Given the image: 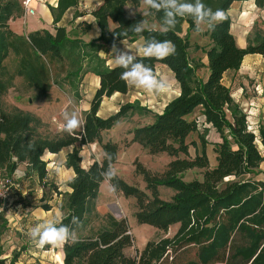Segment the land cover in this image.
I'll return each mask as SVG.
<instances>
[{
  "label": "trees",
  "instance_id": "obj_1",
  "mask_svg": "<svg viewBox=\"0 0 264 264\" xmlns=\"http://www.w3.org/2000/svg\"><path fill=\"white\" fill-rule=\"evenodd\" d=\"M238 0H203L213 10L226 13ZM241 1V0H240ZM264 9V0H254ZM142 0H102V5L92 11L100 29L98 39L85 42L71 38L66 26L58 25L64 14L75 7L79 0H58L57 7L50 5L54 16V29H41L21 35L10 27V20L24 14L22 0H0V97L8 86L2 79L4 63L10 54L17 57V74L26 75L29 82L44 93L52 86L53 63L60 62L67 81L78 88L84 75L93 71L100 77V87L91 100V107L84 114V125L75 135L47 138L32 134L35 118L28 113L0 111V174H12L23 163L43 182L48 176L47 162L43 155L48 151L58 153L66 147L69 152L66 165L73 168L75 176L68 181L71 189L66 195V213L60 222L73 228L77 242L63 245V264H264V179L253 176L264 162L257 141L264 145V126L258 135L249 129L247 114L235 102L229 87L223 83L224 74L240 68L247 54L264 56V38L240 48L231 32V18L219 23L207 34L211 46L206 50L209 75L202 79L198 72L204 66L191 61L189 37L183 35V25L196 31L190 17L180 18L176 27L166 34L160 29L145 27L144 41L149 37L170 40L176 54L164 60L147 59L138 55L156 73L158 63L171 69L181 93L155 114L151 123L132 130L130 143H138L150 154L167 153L173 159L167 169L153 172L136 161L149 191L129 184L119 176L111 181L117 191L136 200L135 217L140 224H149L168 231L178 224L172 236L149 240L143 249H136L134 256L127 249L134 246V237L126 218L118 219L110 212L100 213L96 201L105 180L100 173L118 160L119 144L107 141L102 144L104 154L88 167L82 165L80 147L102 142V133L114 127L118 120L131 110L139 109L131 103L121 106L114 114L100 117L98 111L105 96L116 92L126 93L129 86L121 80L123 69L108 67L98 55L112 47L121 38L113 31L127 32L123 39L135 41L140 35L129 27L143 20L141 14L130 15L126 6L138 7ZM161 24L163 13L150 12ZM113 23V25L111 24ZM56 83V81H53ZM60 84V80L58 81ZM198 107L212 123L222 138L214 147L217 164L212 167L207 150L190 155L187 138L196 131L197 124L188 115ZM135 108V109H134ZM32 143L34 147L28 148ZM129 145V141H126ZM111 154L108 161L105 154ZM184 155V156H182ZM203 169L202 179L184 180L183 173ZM160 186L175 191L170 200L161 198ZM56 188V187H55ZM48 210L49 205H44ZM79 218V226L71 223ZM96 223H99L96 225ZM51 247V246H47ZM17 259V255H15ZM1 260L0 264H15Z\"/></svg>",
  "mask_w": 264,
  "mask_h": 264
},
{
  "label": "rangeland",
  "instance_id": "obj_2",
  "mask_svg": "<svg viewBox=\"0 0 264 264\" xmlns=\"http://www.w3.org/2000/svg\"><path fill=\"white\" fill-rule=\"evenodd\" d=\"M86 2H88V0H86ZM128 9L132 14L134 13L133 8L129 7ZM140 9L145 12V27H149L156 19L153 15L149 14V9L143 4L139 5L137 10L139 11ZM66 28L70 36H81L87 31L90 32L92 24L84 21L81 25H75L74 23L71 27L69 26ZM207 31L208 27L202 25L201 31L199 32L188 31L187 28V34L183 33V35H187L190 40L191 47L189 53L191 61L201 62V59L205 56L206 50L211 44ZM191 55L198 57V60H193ZM17 61V57L12 53L4 63L1 75L8 88L0 97V111L3 110L8 113L21 111L30 114L35 118L34 122H32V134L34 136L54 138L62 135L64 132L61 131L60 126L64 122L60 121V118L63 119V113L67 111L69 113L76 112L78 114V110H76V106L73 103L78 102L77 96L79 97L80 86L74 88L65 81L64 76L66 73L64 74L62 71L59 73L61 63L56 62L53 63L52 66V86L48 93H44L32 85L26 75L17 74ZM164 78L169 81L170 76L165 73ZM57 79L58 81L60 80V84H58ZM53 81H56V83ZM131 104L139 107V109L129 111L126 116L117 121L112 129L103 131L102 142H95V147L91 146V144L84 145L85 147L79 146L78 144L77 147H80L82 163L85 162V164L89 166L92 160H101L104 154V151L101 150V143H103V141L108 139L119 140L120 143H122L119 147H121V149L125 148V151L121 150L119 160L113 165V168L117 172V176L129 184L136 185L149 193L146 188L147 184L145 178L141 173L137 172L135 162L138 161L153 172L162 173L167 169L168 163L173 158L167 153L150 154L142 146H138L139 148L131 147L126 149V147H128L126 141L129 133L137 126L150 123L155 117V113H152L151 109L142 107L139 103ZM193 113V119L197 121L199 127L187 138L190 145V155L195 156L197 153H201L203 147H205L209 159H212L214 157L213 145L220 143L222 140L221 135L216 132V129L210 128L204 123L203 116L200 113ZM257 144L261 153L264 154V148L261 146L262 144L259 139ZM45 154L43 155V159L47 162L48 169L46 180L38 182L39 178H37V174L31 177L33 173L28 167L24 169L18 168L21 172V177H14V186L10 197L0 204V214L3 213V216L5 215L6 217L3 218V230L7 235L11 236L13 241H17L20 244L21 251L19 254H25L24 258H22L23 264H63V261L61 262V258L64 256L63 245L55 247L45 246L43 249H40L33 243L32 245L29 244L28 242L30 240L26 235L28 229L39 221L57 220L58 216L62 218L67 211L66 195L70 190L68 181L72 179L70 178V173H72L70 171L72 170L66 165L69 153L66 155L64 153L55 155L49 160H46L47 156ZM64 158H66V160H64ZM213 164V162L210 163L212 167ZM203 172V169L198 168L188 170L183 173L182 178L186 181L195 178L202 179ZM3 175L5 174H0V177ZM253 176L258 179H264V162ZM159 193L161 198L170 200L174 196L175 191L168 186H160ZM44 205H49L50 208H54V212L51 213L50 216H44L47 210ZM96 206L98 209L105 211V213L110 212L118 219H127L134 237V246L128 248L127 253L132 256L136 254V249H143L149 240L172 236L178 229V224L171 226L166 232L149 224L138 223L135 217V198L126 197L123 193L118 191L112 192L109 182H104L101 185ZM98 224L99 223H96V225ZM27 245H31V247L34 248V250L31 249L35 253L34 256H30L28 252H24V248H26ZM59 254H61L62 257H60Z\"/></svg>",
  "mask_w": 264,
  "mask_h": 264
},
{
  "label": "crops",
  "instance_id": "obj_3",
  "mask_svg": "<svg viewBox=\"0 0 264 264\" xmlns=\"http://www.w3.org/2000/svg\"><path fill=\"white\" fill-rule=\"evenodd\" d=\"M141 4L143 3L141 2ZM32 5L36 10V14L33 16L23 14L20 17L11 19L9 22L11 29L21 35H27L30 32L41 29H48L54 33V16L50 9V5L53 7H57L58 0H33ZM101 5L102 0H88V2H86V0H79V3L75 7H73L71 10L64 14L62 20L59 22L58 25L71 27V25H73L74 23L75 25H81L84 23V21H86L92 24V29L90 30V32L87 31L81 36L73 35L71 36V38H80L82 41L85 42H91L93 40H96L100 36L99 35L98 37H96V30L99 29L101 34V29L92 14V11ZM129 7L133 8L134 15L145 14L142 9H140L139 11L137 10L139 6L135 7L131 4H128L126 6V10L130 15L133 14L128 9ZM226 14L231 18V32L233 33L236 39V43L240 48H246L250 42H256L264 38V9L259 8L255 4L254 0L234 1ZM111 24L113 25V23ZM148 28L161 29V26L158 21L154 20V22H152ZM187 28L188 25L184 24L183 33L187 34ZM126 41L130 46L136 49H139L144 43V39H142L141 37L137 38L135 41H130L128 39H126ZM117 46L123 48V45L120 42L117 44ZM210 46L211 44L208 46V48ZM111 48L112 47H108L104 50L99 51L98 53L100 58L104 60L105 65L108 67H113L111 63L112 57L111 54H109L111 53ZM138 55H142V53ZM191 57L193 60H198V57H195L194 55H191ZM201 63H203L204 66L201 68L198 74L202 79L206 80L209 75V69L207 67L208 57L206 53L205 56L201 59ZM165 73L170 76L168 81L170 84V88L165 93L156 95L153 93H149L144 89L129 86L128 91L126 93L116 92L111 96H105L100 105L98 115L104 118L108 117L116 113L122 105L127 103H139L140 106L151 109L152 113H162L167 103L170 102L173 98L180 95L181 93L180 86L175 78L173 71L169 69V67L165 64L158 63L156 67V74L158 76L165 77ZM223 83L231 89L232 97L234 98L235 102L242 108V110L247 114L249 124L252 125L255 130V133L258 135L260 127L264 126V56L258 53L247 54L244 57L239 69L229 70L224 74ZM99 87L100 77L94 72H87L80 84L79 97L77 96L78 102H72L76 106V110H78V115L81 121L83 122V125V114L90 109L91 100ZM194 112L200 113L203 116L201 107H198ZM192 114L194 113L188 115L189 119H193ZM154 118L152 119V121L154 120ZM60 121L64 122V120L61 118ZM216 132L219 134L217 130ZM131 138L132 131L127 136V141H129V145L128 147H126V149L131 147L139 148L138 146H141L140 144L130 143ZM107 141H113L118 143L119 145H122L119 140L110 139L103 141V143ZM91 146L95 147L96 143H91ZM215 146L216 144L213 145L214 157L212 159L210 158V163H214L213 167L217 164V154L214 150ZM261 146H263L264 148L263 144ZM72 148V146L66 147L58 153L46 152V160H49L53 158V156L58 154L64 153L66 155L72 151ZM101 150L103 151L102 148ZM121 150L125 151V148L121 149V147H119L118 160L120 158ZM64 160H66V158H64ZM93 161L94 160H92L89 165H91ZM82 165L84 167H88L85 162L82 163ZM18 168H27V164L23 163ZM70 170H72L70 171L72 172L70 173V178H73L75 176V172L73 168H70ZM35 175L36 174L33 173L31 177H34ZM104 182H102V184ZM69 191H71V189ZM53 210L54 208L46 210L44 216H50L51 213L54 212ZM98 211L103 214L105 213V211H102L101 209H98ZM3 218L6 217L5 215L3 216V213H1L0 261L6 260L8 263H10L12 259H14L15 255H17V259L15 257V264H23L24 262L22 261V258H24L25 254H19V252L21 251L20 244L17 241H13L11 239V236L7 235L6 232H4L2 226V223H4ZM57 220L60 221L61 217L58 216ZM38 223L41 222L39 221ZM28 243L32 245L30 241ZM31 245H27L26 248H24V252H28L30 256H34L35 253L31 250H34V248L31 247Z\"/></svg>",
  "mask_w": 264,
  "mask_h": 264
},
{
  "label": "clouds",
  "instance_id": "obj_4",
  "mask_svg": "<svg viewBox=\"0 0 264 264\" xmlns=\"http://www.w3.org/2000/svg\"><path fill=\"white\" fill-rule=\"evenodd\" d=\"M142 3L150 12L163 13L160 29L162 34L174 29L179 19L184 17H190L193 20L197 32L201 31L202 25H206L209 29H214L219 23L228 19L223 9L217 8L213 10L203 0H142ZM145 23V21L141 20L133 24L129 29L143 39L142 34L145 31ZM113 34L114 37L121 38L120 43L123 45V48L118 47L114 40L111 53H109L112 57L113 69H123L119 78L128 86L144 89L149 93L156 95L165 93L170 88L168 80L158 76L151 66L138 59V54L142 53L143 57L147 59L164 60L176 54L175 44L167 39L158 40L155 37H149L139 49H136L122 38L127 36V32L118 33L113 31ZM95 35L96 37L100 35L99 29L96 30ZM63 119L64 123L60 126L61 131L69 135H75L82 130L83 122L76 112L69 113L65 111ZM33 147L32 143L28 144L29 149ZM105 158L108 161L113 159L112 155L108 153L105 154ZM100 175L105 181L109 182L110 190L116 192L117 186L112 184L111 181L116 178L117 172L111 163ZM71 223L79 226V218L73 216ZM26 235L30 242L40 249L45 246L55 247L69 242H77L75 230L59 220H46L37 223L28 229Z\"/></svg>",
  "mask_w": 264,
  "mask_h": 264
},
{
  "label": "built area",
  "instance_id": "obj_5",
  "mask_svg": "<svg viewBox=\"0 0 264 264\" xmlns=\"http://www.w3.org/2000/svg\"><path fill=\"white\" fill-rule=\"evenodd\" d=\"M32 3H33V0H23L22 1L24 11H25L24 15H32L33 16L36 14V10L33 7ZM203 121L206 125H208V127L214 128L212 123H209L206 120V117L204 115H203ZM196 124H197V128H198L199 125H198L197 121H196ZM248 124H249V122H248ZM249 129L251 131L255 132L254 128L250 124H249ZM20 173L21 172L17 168L14 173H12L10 175L5 174L2 177H0V204L10 197L11 192L13 190V186H14L13 179L15 176H16V178H20L21 177Z\"/></svg>",
  "mask_w": 264,
  "mask_h": 264
}]
</instances>
